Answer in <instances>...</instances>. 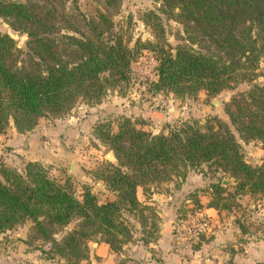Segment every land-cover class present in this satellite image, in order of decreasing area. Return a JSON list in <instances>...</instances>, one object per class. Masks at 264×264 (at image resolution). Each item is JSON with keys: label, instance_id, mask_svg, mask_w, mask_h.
<instances>
[{"label": "trees", "instance_id": "16d2710c", "mask_svg": "<svg viewBox=\"0 0 264 264\" xmlns=\"http://www.w3.org/2000/svg\"><path fill=\"white\" fill-rule=\"evenodd\" d=\"M157 1L159 10L182 23L184 43L173 50L163 41L148 43L156 51L153 88L179 97L200 89L213 96L246 82L245 89L229 96L224 110L240 138L260 142V163L243 159L237 139L223 124L184 122L166 133H151L128 117L118 121L115 131L103 122L95 129L115 158L102 174L114 199L98 202L87 189L78 199L67 183L54 180L36 161L27 162L21 172L2 166L0 232L29 219L40 237L51 242L54 254L76 264L87 257L85 241L93 233L111 249L118 248L116 235L127 231L122 211L149 207L136 198V186L146 194L147 184L182 178L201 164L232 176L233 195L264 199V84L255 81L264 57V0ZM100 2L108 11L119 0ZM0 17L26 35L21 49L0 31V131L9 120L22 132L42 116L67 112L79 99L98 100L108 87L128 79L129 63L142 44L137 40L129 47L105 11L77 17L62 0H0ZM210 186L206 207L218 209L225 186L220 180ZM71 220L75 224L65 229ZM59 229L63 234L56 239Z\"/></svg>", "mask_w": 264, "mask_h": 264}, {"label": "rangeland", "instance_id": "374dc122", "mask_svg": "<svg viewBox=\"0 0 264 264\" xmlns=\"http://www.w3.org/2000/svg\"><path fill=\"white\" fill-rule=\"evenodd\" d=\"M62 1L65 10L77 17L105 11L112 19V29L121 34L129 47L137 40L142 44L138 45V51L129 63L128 79L119 86L108 87L98 100L79 99L67 112L42 116L30 129L22 132L17 131L9 120L0 131V167L21 172L27 162L36 161L54 180L67 183L78 199L84 189L94 194L98 202L114 199V191L102 174L106 172L108 162L115 163V158L112 150L97 136L95 126L109 122V130L115 131L122 117H128L137 128L151 133H166L184 122L201 127L223 124L237 139L243 159L250 165L260 163L263 155L260 142L240 138L224 110L229 96L245 89L246 82L222 89L213 96H207L202 89L194 96L179 97L170 91L153 88L151 82L156 78L157 60L156 51L150 49L148 43L163 41L170 50L175 44L184 43L182 23L159 10L157 0H119L117 7L108 11L104 10L100 0ZM156 23L160 25L155 27ZM160 29H163L162 35ZM0 31L10 35L16 46L25 48V33L14 30L1 17ZM263 69L264 57L259 62L257 72L260 74L255 79L264 84ZM223 179L229 183H221ZM219 180L225 186L219 193V208L205 210L212 196L210 184ZM234 183L227 173L213 171L201 164L196 169H187L182 178L172 176L147 184L146 194L138 185L135 196L149 207L141 211H122L120 220L127 231L116 235L121 240L118 248L111 249L100 240L98 233L85 241L86 246L88 240L106 243L112 255L109 264H164V253L156 246L155 239L162 221L159 212L162 214V208L170 207L173 234L178 238L173 249L181 257L169 264H264V199H253L247 193L233 195ZM228 193L232 195L228 196ZM158 195L160 200L156 199ZM222 202L228 206H220ZM75 222L71 220L65 229ZM62 234L59 229L53 236L59 239ZM86 258L76 264L81 261L89 264ZM31 262L66 264L64 257L53 253L51 242L40 237L27 219L0 232V264Z\"/></svg>", "mask_w": 264, "mask_h": 264}, {"label": "crops", "instance_id": "0c3cea01", "mask_svg": "<svg viewBox=\"0 0 264 264\" xmlns=\"http://www.w3.org/2000/svg\"><path fill=\"white\" fill-rule=\"evenodd\" d=\"M160 195L156 196L160 200ZM169 197V196H166ZM167 199V198H166ZM205 210L211 209V207L204 208ZM159 215L162 217L161 225L158 231V236L155 239V244L160 248L164 253V264H169L171 261L177 262L180 259V255L173 249V246L176 245L178 238L173 234L172 230V214L171 208H162V214ZM88 247V256L85 259L89 261V264H105L110 263L112 259L111 253H109L108 246L102 241L93 242L91 240L87 241ZM84 260V259H83ZM82 264V261L79 262ZM84 264V263H83Z\"/></svg>", "mask_w": 264, "mask_h": 264}, {"label": "water", "instance_id": "95a60500", "mask_svg": "<svg viewBox=\"0 0 264 264\" xmlns=\"http://www.w3.org/2000/svg\"><path fill=\"white\" fill-rule=\"evenodd\" d=\"M216 101H217V98H215V100H214V104L216 103ZM221 183H223V184H227V183H229V182H227V180H221Z\"/></svg>", "mask_w": 264, "mask_h": 264}, {"label": "built area", "instance_id": "2783aa9c", "mask_svg": "<svg viewBox=\"0 0 264 264\" xmlns=\"http://www.w3.org/2000/svg\"><path fill=\"white\" fill-rule=\"evenodd\" d=\"M200 214V213H199Z\"/></svg>", "mask_w": 264, "mask_h": 264}]
</instances>
